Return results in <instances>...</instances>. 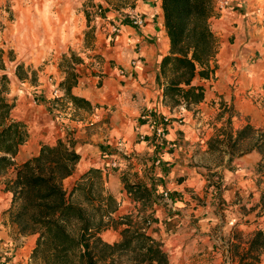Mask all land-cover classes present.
<instances>
[{"label": "crops", "instance_id": "1", "mask_svg": "<svg viewBox=\"0 0 264 264\" xmlns=\"http://www.w3.org/2000/svg\"><path fill=\"white\" fill-rule=\"evenodd\" d=\"M85 1L54 0L46 12L36 6L58 40L49 44L52 37L44 32L40 48L25 50L22 61L38 71L34 84L17 77L22 62L17 43L36 38L29 26L41 18L19 1L13 6L16 20L3 21L10 25L6 47L15 51L13 58L4 55L6 66H12L6 72L8 96L15 98L11 117L26 126L29 136L0 181L37 157L44 144L70 139L81 159L64 181L68 195L84 174L100 170L103 187L117 201L114 216L151 218L147 233L162 244L170 264L247 262L255 237L264 234V152L254 146L264 133V0H229L232 6L213 18L219 40L215 75L195 80L204 86L205 98L188 110L163 101L160 68L171 46L162 1L138 0L135 10L145 22L134 27L106 0H93L103 16L90 42L87 33L76 32L75 19L81 26L84 22L78 9ZM113 24L121 27L119 34H112ZM66 45L67 51L60 52ZM54 47L60 49L57 57L45 64ZM70 50L82 59L72 63L78 82L71 93L92 109L64 99L59 87L67 79L61 65ZM165 120V137L159 140L154 128ZM248 126L255 138L237 141ZM245 140L250 146L239 151ZM125 183L145 187L151 197H131ZM10 201L0 182V264H35L38 235L19 232L10 220ZM256 255L264 263V250Z\"/></svg>", "mask_w": 264, "mask_h": 264}, {"label": "trees", "instance_id": "2", "mask_svg": "<svg viewBox=\"0 0 264 264\" xmlns=\"http://www.w3.org/2000/svg\"><path fill=\"white\" fill-rule=\"evenodd\" d=\"M117 10L134 8L137 0H106ZM165 28L170 39V54L163 58L160 72L165 79L163 101L175 109L187 110L201 103L205 98V88L196 85L195 80L210 79L215 75V58L218 52L216 32L212 28L213 18H217L215 0H161ZM82 59L74 52L63 56L62 65L67 69V79L59 87L65 90L64 99L82 109H92V105L82 98L72 95L77 84V76L72 63ZM4 60L0 54V70H4ZM31 73V76L29 75ZM17 77L36 83L38 71L26 67L24 62L17 66ZM8 76L0 75V178L14 165V158L27 138L26 126L13 121L11 115L15 98H8ZM61 98H59L60 100ZM254 136L248 126L238 134L237 141ZM264 152V133L254 144ZM73 140H58L54 144H44L40 154L16 168V176L6 183L5 191L11 195L8 209L10 220L22 235H38L32 254L39 264H123L127 258L130 264H170L168 254L162 244L153 239L147 229L151 218L122 216L116 220L117 201L112 195L98 196V204L92 198L94 183L89 186L77 185L72 196L85 193L89 208L72 202L64 188V181L76 170L81 159L75 150ZM100 170L92 169L82 176L86 181ZM131 197L149 199L150 192L141 185L125 183ZM108 219L107 220L105 219ZM126 225L121 231V239L113 243L105 242L101 234L109 228H117L118 223ZM264 250V234L255 237L250 253Z\"/></svg>", "mask_w": 264, "mask_h": 264}, {"label": "rangeland", "instance_id": "3", "mask_svg": "<svg viewBox=\"0 0 264 264\" xmlns=\"http://www.w3.org/2000/svg\"><path fill=\"white\" fill-rule=\"evenodd\" d=\"M19 1H22V2L26 1L29 4L30 7L33 6L34 9L33 10L30 9V11L32 13L37 14V16H39V18H41V19H37L35 22H31V26H29L30 32L33 33V35L36 38L34 40H32L31 38L30 39H26V38L23 39L22 38L21 39L22 41H20V42L17 43L18 44V48H21V50L19 49L20 50V53L22 54V56L19 57L21 59V61H22L23 58L24 59L26 58V56L24 55L25 52H26L25 50H27L28 48L29 49H31V48L32 49L40 48L41 44L44 42V41H42V39L40 40V37L44 35V32H45L46 35H50L52 37V38L49 37L47 39V40H49V44H51V41L52 42H57V40H58L57 35H55L57 32H56L54 26L45 25L44 24V19H46V18L43 19L41 17V15H39V13L37 12L39 9H37V7H36L39 4H41L43 6V12L45 10H47V9H44V7H47L49 9V11H51V7L53 5L52 2H54V0H0V54L2 55L3 60H4V55H6V57H11V58H13L15 56L14 55V52L15 51L9 49L8 47H6V45L8 44V42H7V39H6V36H5V32H6V29H7V27H8L9 24L7 25V24L3 23V21H4L5 18H7V20L10 23H12V21H15L16 20L15 10H14L13 6H15L16 3L19 2ZM92 1L93 0H87V1H85L83 3V6L82 7H79V9H78V3L79 2H76V4H75L76 9H78V11L81 10L83 12L82 14H83V17H84V18H82L83 21H84L82 26L79 25V21L77 19H75L76 20V25L78 24L77 27L79 29L78 31L76 30V32L78 34H80V35L83 34L84 32L87 33V38H88L89 42H90V40L94 39V37H95L94 32L96 31V28H97L96 27L97 25L95 24V22H97V18H102V16H103V11H102V13H99L97 11V9H96V5ZM231 6L232 5L230 4V7ZM134 8H126V9H122V10H117V9H113L112 8V10H114V11L118 12L119 14H121V16L123 18H126L127 12L130 9H134ZM78 14H79V12H78ZM42 24L45 25V26H43ZM9 27H10V25H9ZM81 27H84V29L81 30ZM89 27H91V28L89 29ZM227 35H226L225 38H230V36H227ZM67 49H68V46L67 45L64 46V50L63 51H60L59 47L57 49H55V47L52 48L51 55L49 57H47V59L45 60V64L49 60L52 61L55 56L57 57V55H55V52L57 50L60 51V52H64V51H67ZM72 52L73 51L70 50V54ZM7 64H8V67L6 66V64L4 62L5 67H4V70H0V75H3V74H6L7 75L6 72H8V71L11 70V68H12L11 64L10 63H7ZM24 64H26L25 61H24ZM43 65H44V63H42L41 67ZM8 82H9V84H8V87H7V91H10L11 86H9V85L11 84V82H10L9 78H8ZM8 98L10 100L13 99V97H9V96H8ZM14 105H15V103H14ZM247 138H250V137H246L245 139H247ZM249 146H250L249 143H247L246 140H245L244 141V144L243 143L240 144V146H239V149L240 150L239 151H241L242 149H246ZM4 174L1 176V178H4V176H5ZM15 176H16V173L14 172V173H12V175H10V177H11L10 179H14ZM10 179H8V180H10ZM8 180L7 179H2V181H0L2 183V185L4 186V189H6V183H7ZM90 183H94V191H93L94 193H93L92 198L95 199L94 201H95L96 204H98V200H97V197L98 196H101L102 195L104 197V196H107V195H112V194L109 193V191H107L103 187L101 174H100V176L94 175V176L90 177L89 179H86V181L79 182L77 185L83 184V186H86L87 187V186H89ZM72 192L68 196L72 199V202L73 203L78 204V205H82L84 207L89 208V206L87 204V200L85 198V196H86L85 193L78 192V193H76L75 195L72 196L71 195ZM113 217L116 220H118L120 218V217L118 218L117 216H114V215H113ZM105 219L108 222V219L107 218H105ZM120 223H121V221L118 223L119 225H118V227L116 229L115 228H109V229L105 230L101 234V238L105 242H107V241H119L121 239V231L124 228H126V225H122ZM108 231H111V232H108ZM234 252L239 255V250L235 249ZM243 254H245V252ZM250 256H251V258H249V260H247V262H244L243 263L240 260V263L239 264H264V263H262V259L257 257L256 253H254L253 255L250 254ZM35 264H39V263L35 262ZM123 264H130L127 258H124L123 259Z\"/></svg>", "mask_w": 264, "mask_h": 264}, {"label": "built area", "instance_id": "4", "mask_svg": "<svg viewBox=\"0 0 264 264\" xmlns=\"http://www.w3.org/2000/svg\"><path fill=\"white\" fill-rule=\"evenodd\" d=\"M216 2V12L219 14H222L223 11L227 8L230 7L231 2L229 0H215ZM96 9L99 13H102V9L101 7L96 6ZM126 18H128L131 22L132 25L134 27H141L144 25V18L142 17V15L138 12H136L135 8L134 9H130L127 12V16ZM111 32L112 34H119L121 32V27L118 24H113L111 26ZM166 125H167V121H162L157 128H154L156 136L159 140H163L165 137V130H166ZM145 137L142 136L141 140H144ZM113 167L116 168L118 165L116 162H114Z\"/></svg>", "mask_w": 264, "mask_h": 264}]
</instances>
